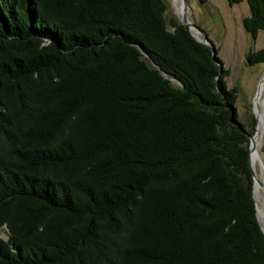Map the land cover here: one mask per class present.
Here are the masks:
<instances>
[{
    "label": "trees",
    "instance_id": "1",
    "mask_svg": "<svg viewBox=\"0 0 264 264\" xmlns=\"http://www.w3.org/2000/svg\"><path fill=\"white\" fill-rule=\"evenodd\" d=\"M229 75L166 0H0V264H264Z\"/></svg>",
    "mask_w": 264,
    "mask_h": 264
},
{
    "label": "rangeland",
    "instance_id": "2",
    "mask_svg": "<svg viewBox=\"0 0 264 264\" xmlns=\"http://www.w3.org/2000/svg\"><path fill=\"white\" fill-rule=\"evenodd\" d=\"M166 1L168 16L181 22L184 14L182 18L179 16L174 0ZM181 1L183 4V0ZM188 3L189 20L201 27L208 35L210 41L219 50L218 56L224 68L230 71L227 78L228 87L240 90L236 103L238 120L252 132V124L255 119L256 125L253 127L255 130L253 133H257V102L264 101L261 92L264 81V64L251 67L247 65L246 58L248 54L264 49V30L260 31L256 40L245 30L243 21L250 15L247 1L234 6H231L228 0H205L204 2L188 0ZM198 36L203 38L202 35ZM259 151L264 159V137H262ZM261 165L258 164L257 167L259 168L257 169V173L259 172L257 178L263 183L264 179L260 174ZM255 200L259 215V210L264 212V193L262 200L257 197ZM259 220L264 229V220H261L260 216ZM2 233L5 235L7 232L3 230Z\"/></svg>",
    "mask_w": 264,
    "mask_h": 264
},
{
    "label": "bare ground",
    "instance_id": "3",
    "mask_svg": "<svg viewBox=\"0 0 264 264\" xmlns=\"http://www.w3.org/2000/svg\"><path fill=\"white\" fill-rule=\"evenodd\" d=\"M181 0H174V4L177 10V13L179 14V16L182 18L183 12H184V8H183V4L181 3ZM261 92H262V96H264V81L261 87ZM264 98V97H263ZM257 117H258V131L256 133V136L254 138V145L255 148L251 154V165L252 168L255 170L257 176V168L258 164H263L264 165V159L261 157L260 155V151H259V146L262 140V137H264V101H258L257 102ZM262 167V165H261ZM260 174L263 176L264 179V166L262 167V169H260ZM254 192H255V197L259 198L262 200L263 198V193H264V180H263V185L260 184V182H257L254 186ZM259 216L261 220H264V212L259 210Z\"/></svg>",
    "mask_w": 264,
    "mask_h": 264
},
{
    "label": "water",
    "instance_id": "4",
    "mask_svg": "<svg viewBox=\"0 0 264 264\" xmlns=\"http://www.w3.org/2000/svg\"><path fill=\"white\" fill-rule=\"evenodd\" d=\"M183 8H184V13H183L184 15H183V18L181 19L182 24L185 25V26H187L190 29L193 37L198 42H200V43L208 46L212 50L213 58L215 59V61L218 64V66L220 67V70L222 71V69L224 68V66H223L222 61L219 59V56L217 55V49H216L215 45L210 41L208 35L201 29V27H199L197 24H195L194 22H191L189 20V17H188V11H189V3H188V0H183ZM197 34L198 35H202L203 38L199 37ZM217 88L220 91L219 86ZM232 113H233L232 121H233L234 125L242 128L243 127V124L236 118V109H233L232 110ZM255 136H256V133L254 135H251L250 136V152H251V154H252V152H253V150L255 148V145H254V138H255ZM251 168H252V165H251ZM252 172H253V175H254V186H255V184L257 182H260V181L258 180L257 175H256V173H255V171H254L253 168H252ZM260 184L263 185V183H261V182H260ZM254 195H255V192H254ZM257 214H258V207H257ZM258 218H259V215H258ZM259 222H260V220H259ZM261 227H262V230L264 232V229H263L262 224H261Z\"/></svg>",
    "mask_w": 264,
    "mask_h": 264
}]
</instances>
